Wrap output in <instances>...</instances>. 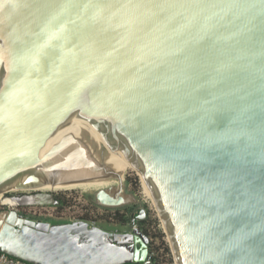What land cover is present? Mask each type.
I'll use <instances>...</instances> for the list:
<instances>
[{"label": "water", "instance_id": "1", "mask_svg": "<svg viewBox=\"0 0 264 264\" xmlns=\"http://www.w3.org/2000/svg\"><path fill=\"white\" fill-rule=\"evenodd\" d=\"M88 144L138 170L173 264H264V0H0V195L101 179ZM103 178L95 205H138ZM0 206L11 257L151 264L143 209L110 233Z\"/></svg>", "mask_w": 264, "mask_h": 264}, {"label": "rangeland", "instance_id": "2", "mask_svg": "<svg viewBox=\"0 0 264 264\" xmlns=\"http://www.w3.org/2000/svg\"><path fill=\"white\" fill-rule=\"evenodd\" d=\"M141 181L140 173L137 169L133 168L131 165L125 170L124 179H125V192L130 195H134L138 200V205H129L124 208L108 210L98 207L94 204L93 199V191H84L82 189L76 190H65V191H49L42 190L38 192L26 191L25 193H10L6 194L8 197H16L17 195H41V194H51L53 197H61L66 198V204L62 205L61 208H58L56 205H51L52 209H49V205L38 204L35 206L21 207L16 211L20 213V216L24 219L28 218L33 221H42L45 223H49L52 226L64 225L67 223H71L77 220H84L91 226V222L95 221L99 228L103 229L106 232L110 233H126L131 230L130 219L134 214L136 215L139 209H143L145 214H149L147 223L149 233L152 236L150 242H152V248L156 251L155 256H157L159 264H173V258L170 253V250H165L168 247V243L164 234L161 231L160 224L158 222L157 228L154 227L152 221L157 219V215L153 209L151 204V198L146 189H144L138 179ZM142 182V181H141ZM5 195V194H4ZM20 196V197H21ZM1 197V195H0ZM56 206V209H55ZM128 208L130 210L129 222H127L124 226L118 224L116 219V214H123L126 212L124 210ZM6 208L0 206V212L5 210ZM55 214L53 218L46 219L44 215L47 214ZM115 217V219H114ZM90 223V224H89ZM161 232L162 238L159 237L157 232ZM167 249V248H166ZM169 249V247H168Z\"/></svg>", "mask_w": 264, "mask_h": 264}, {"label": "bare ground", "instance_id": "3", "mask_svg": "<svg viewBox=\"0 0 264 264\" xmlns=\"http://www.w3.org/2000/svg\"><path fill=\"white\" fill-rule=\"evenodd\" d=\"M64 137H65V135H62L59 133L55 134L54 138L48 142V144L43 149L41 154L47 153L52 148V146H54L55 144L60 142L61 139ZM88 146H89L90 151L92 150L91 153L93 152L92 157L94 160H96L95 155L96 154L99 155L101 157V159L104 160V162H102L101 165H103L104 167H108V168L110 166L112 168V169H110L111 171L113 170V172H115L121 176L124 175L125 170L130 166V164L127 162V160L118 154L106 151L104 149L92 146L90 144H88ZM104 167H102V168H103L104 172L106 173V175H103V173H102L99 177L101 179L88 180L86 182H82L79 184H73V185H69V186L45 185V186H40L37 188H39L41 190H49V191H65V190L68 191V190H76V189H82L84 191H93V190L97 191L99 189L106 188L110 184H114V182H113L114 180L109 179V178H103L104 176H107L110 173V170L105 169ZM141 180H142V178H141ZM12 190H13V192L15 191L14 189H12ZM6 194H10V193H6ZM6 194L3 195V193H2V195L0 197V205H5V207H9L10 209H13L15 211L18 208L35 206V205H38V203H39L37 198L34 199V198L25 197V196L13 198V197H8ZM38 199H40V198H38ZM76 230H78V229H76Z\"/></svg>", "mask_w": 264, "mask_h": 264}, {"label": "trees", "instance_id": "4", "mask_svg": "<svg viewBox=\"0 0 264 264\" xmlns=\"http://www.w3.org/2000/svg\"><path fill=\"white\" fill-rule=\"evenodd\" d=\"M55 201H56V206H58V208H61L62 205L66 204L67 202V199L66 198H61V197H56L55 198ZM124 210H126L125 213L123 214H116V219H117V222L118 224H121V225H125L127 222H129V212L130 210L128 208H125ZM148 216L149 214L147 213L145 218L143 220H140V221H137V227L139 228V230L149 239L151 240L152 239V236L150 235L149 233V229H148V223H147V219H148ZM115 219V217H114ZM81 221V220H79ZM83 222L87 223L86 221L82 220ZM154 227L157 228V225H158V221L156 220H153L152 221ZM88 224V223H87ZM90 224V223H89ZM91 225L94 226V227H97L99 228V225H97V223L95 221H92L91 222ZM101 229V228H99ZM103 230V229H101ZM104 231V230H103ZM157 234H159L158 236L162 238V234L161 232H157ZM167 248V249H166ZM165 250L167 251L166 254H168V247H166ZM156 251L154 248H152V242L149 241V245H148V252H149V257H150V261H151V264H159V261H158V258L157 256H155V252Z\"/></svg>", "mask_w": 264, "mask_h": 264}, {"label": "built area", "instance_id": "5", "mask_svg": "<svg viewBox=\"0 0 264 264\" xmlns=\"http://www.w3.org/2000/svg\"><path fill=\"white\" fill-rule=\"evenodd\" d=\"M16 193H18V192H16ZM20 193H25V192H20ZM21 195H17L16 197H20ZM30 196H32V195H26L25 197H30ZM21 197H24V195H22ZM45 205H49V209H52V207H51V205H54V204H45ZM101 208V207H100ZM55 209H56V206H55ZM104 209V208H103ZM52 211H53V209H52ZM17 212V211H16ZM18 213V212H17ZM19 215H20V213H18ZM55 216V214L53 215V214H47V215H44V218H46V219H50V218H53ZM26 219H28V218H26ZM77 221H79V220H77ZM137 221H140V220H135V227L136 228H138L137 226H136V222ZM37 222H39V221H37ZM40 222H42V221H40ZM83 222V221H82ZM139 229V228H138ZM149 240V239H148ZM150 241V240H149ZM149 241H148V245H149ZM148 245H147V249H148ZM148 261L151 263V261H150V257H149V252H148ZM0 264H32V263H28V262H25V261H23V260H20V259H17V258H14V257H11V256H9V255H7V254H5V253H2V252H0Z\"/></svg>", "mask_w": 264, "mask_h": 264}, {"label": "flooded vegetation", "instance_id": "6", "mask_svg": "<svg viewBox=\"0 0 264 264\" xmlns=\"http://www.w3.org/2000/svg\"><path fill=\"white\" fill-rule=\"evenodd\" d=\"M56 198V196H54V199ZM136 226H137V222H136ZM132 231V226H131V230L130 231H128V232H131ZM128 232H126V233H128Z\"/></svg>", "mask_w": 264, "mask_h": 264}]
</instances>
